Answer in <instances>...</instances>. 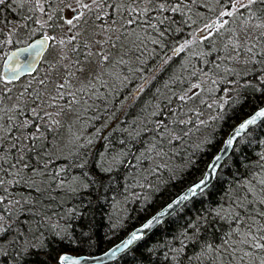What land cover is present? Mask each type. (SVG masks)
<instances>
[{
    "label": "snow or ice",
    "instance_id": "6c2138e0",
    "mask_svg": "<svg viewBox=\"0 0 264 264\" xmlns=\"http://www.w3.org/2000/svg\"><path fill=\"white\" fill-rule=\"evenodd\" d=\"M227 3L232 9H244L247 13L241 14L239 32L234 31L225 45L226 51L231 49L227 58L246 57L244 84L253 94L264 96V0H227ZM29 4L28 11L39 12L40 17L32 15L24 19L38 24L40 30L51 31L34 45L12 54L9 61L17 62L23 55L25 63L17 70L16 67L8 68V61H5L9 74H0V82L11 84L22 72L31 74L32 57L39 55L38 47L49 46L54 49V55L49 65L50 73L41 77L35 87L30 81L15 96L11 95V89L0 90V257H3V264H8L9 260L13 264H32L26 257L35 254V240L43 235L41 229L47 226L45 221L52 220L48 197L53 182L59 180L55 187L63 188L64 181L60 173L50 171L49 165L55 152L52 141L64 127L63 118L76 112L75 106L83 103V97L95 92L97 85L104 87L109 80L119 79L133 58L140 59L149 42L162 44V38L175 22L165 13L180 11V7L172 6L170 0H11V3L0 0V7L24 8ZM233 14L231 10L220 12L221 17ZM227 23L228 20H222L219 25L213 22L205 25V30L211 35L212 29L223 28ZM5 27L6 22L0 25V36ZM15 28L13 23L8 31L11 33ZM58 29L59 34L52 35ZM200 88V84L192 83L172 92L169 97L170 102L175 97L180 104L175 112L169 113L172 116L170 124L158 120V124L163 125L160 150L156 153L161 164L153 169L154 173L162 167L168 168L166 157L169 161L174 155L183 159L192 144V136L208 126L210 120L219 118V114L208 120L201 118L196 101L199 100L200 105L206 102L200 100L196 91ZM229 100H232L231 95L224 103ZM189 102H192L190 107ZM206 106L213 107L212 104ZM219 107L222 109L223 105ZM258 121L264 127V107L235 126L199 177L191 180L178 196L116 245L111 255L115 257L140 241L147 230L168 223L166 218L199 204L202 211L183 226L182 234L185 240L192 242L195 264H223L225 259L228 264L237 261L239 264H264V179L259 185L254 182L241 185L238 191L224 197L223 204L211 199L214 192L222 189L220 174L226 167L229 149L234 148V142L241 144L242 140L238 138L245 130L251 131L250 126L257 125ZM87 143L91 144V141ZM173 149L176 152H172ZM199 149L197 144L196 150ZM260 161L264 166V155ZM188 162L193 166L196 163L191 156ZM222 190L227 192V189ZM205 201L216 206L204 208ZM33 220L36 221L34 229ZM208 235L213 237L212 242L208 241ZM182 251L183 245L176 250V255ZM184 258L188 259L187 256ZM87 261L88 257L59 255L56 264H87ZM189 264H193V260L189 259Z\"/></svg>",
    "mask_w": 264,
    "mask_h": 264
},
{
    "label": "trees",
    "instance_id": "16d2710c",
    "mask_svg": "<svg viewBox=\"0 0 264 264\" xmlns=\"http://www.w3.org/2000/svg\"><path fill=\"white\" fill-rule=\"evenodd\" d=\"M170 3L174 7L178 5L180 11L165 13L175 22L170 25V29L162 38V44L154 45L149 42L140 59L133 58L128 68H124L119 80L117 79L125 86L129 85L127 96H130L152 74L154 77L151 78L148 86L132 99L123 113L118 107L122 99L118 95L102 96L97 102L99 113L93 111L90 104L86 108L88 119L83 120V125L88 132L100 128L106 142H91L80 147L75 153H66L58 157L53 154L52 160L58 159L59 162H51L49 168L52 167L53 172L55 168L62 169L58 173L64 181V187H55L59 180L53 182L48 197L51 200L48 211L52 213V220L45 221L47 226L41 229L43 235L35 240L36 247L33 249L35 254L26 257L32 261V264H56L58 256L65 253L75 256H95L105 252L122 240L130 230L142 224L180 194L191 180L198 178L207 163L217 154L229 131L242 119L264 106V96H260L259 93L253 94L244 84V77L247 74L244 63L246 57L230 60L227 57L231 49L225 50V45L232 37V35L225 36V33L228 30L234 32V27L240 23L241 14H247L245 10L233 11V16L225 18L231 23L225 28L211 31V35L207 32L208 38L199 40L195 35L199 28L216 19L221 11L233 10L227 0H195V3L192 0H170ZM4 37L5 34L2 38ZM191 41L198 49L194 57V65L182 67L184 61L181 56L173 57L172 52L176 48L183 49L186 43ZM1 45L0 47L6 51L10 48V45L6 48L5 43ZM187 61L189 62V58ZM226 69L232 71L226 72ZM202 74L210 77L208 84L215 90V96L228 94L232 96V100L225 103L222 109H216L215 112L220 114L219 118L209 121L208 134L203 140H198L196 135L192 136V144L183 159L178 155L172 156L171 159L176 162L173 169L162 167L155 173L152 170L149 174L152 178H145L147 191L142 200L129 203L126 214L116 218L112 211L114 202L121 200L126 190L132 188L133 175H128L122 164L115 168L110 167L103 153L111 150L112 146L109 144H113L112 141L115 140L122 141L113 148L114 155L127 153L126 157H135L143 152L149 151L150 154H155L159 151L162 137L157 140L158 134L151 130V125L158 124V120L170 124L172 116L169 113L175 112L180 104L175 97L171 102L169 101L170 94L166 85H170L172 81L175 92H178L181 88L190 86L193 81H199ZM121 91H127V88H122ZM159 96L163 98L158 102L157 107ZM153 108L154 120L151 125L147 124L145 132L136 138L126 137L124 134L112 138L114 133H119L115 128L120 129L122 122L127 124L128 117L134 121V118L148 115ZM107 120L108 123L102 124ZM250 130L239 138L242 143H235L226 157V167L221 172L220 179L222 189H227V192L222 189L217 190L211 197L212 201H220L223 204L224 197L238 191L241 185H247L249 182L259 185V181L264 179V166L260 161L261 155H264V127H261L259 122ZM52 144H55V140ZM197 144L200 145L199 150H196ZM164 148L167 150L168 146L165 145ZM172 152L176 150L173 149ZM189 156L196 161L194 166L189 164ZM157 159L155 167L161 164L160 158ZM167 160L169 159L166 157L165 161ZM209 206L216 205L215 203L209 205L205 201L204 208ZM198 211H202L199 204L195 208L189 206L175 217H169L168 223L159 225L131 251L106 264H181V261L183 264H189V259L195 264L192 242L185 240L182 234L183 226L190 219L195 218ZM31 225L34 229L36 221H31ZM217 234L220 235L219 228ZM212 240L213 237L208 235V241L212 242ZM182 245L184 251L177 256L176 250ZM185 256L188 259H185ZM0 264H3V257H0ZM8 264L13 262L9 260ZM223 264H228L227 259Z\"/></svg>",
    "mask_w": 264,
    "mask_h": 264
},
{
    "label": "rangeland",
    "instance_id": "374dc122",
    "mask_svg": "<svg viewBox=\"0 0 264 264\" xmlns=\"http://www.w3.org/2000/svg\"><path fill=\"white\" fill-rule=\"evenodd\" d=\"M236 9H233L231 11H235ZM225 11V10H224ZM217 17H220V14L217 15ZM226 18V17H225ZM201 19V15H200ZM227 20V19H224ZM27 20H24L23 25H20L15 32H12L10 34L11 41H13V44H24L27 42L32 36L35 35L37 32V26L36 24H32L31 22L29 24L26 23ZM207 22L206 25H208ZM231 23V22H229ZM227 23V24H229ZM27 26L25 27L24 25ZM227 24L224 25L223 28L227 26ZM36 27V28H35ZM239 27L240 23H237V25L234 27L235 32H239ZM205 28V25L202 26L201 28L198 29L197 33L195 34L199 40H204L205 36H209L206 33H203L201 35L202 29ZM44 30V29H43ZM216 29H212L211 31H215ZM59 34V31L53 32V35ZM233 31L228 30L225 33V36L227 35H232ZM4 52V49L0 50V62L2 59V54ZM198 53V49L193 46V42L191 43H186V46L177 51V52H172L173 57L179 58L181 56V59L184 61L182 64V67H185L186 65H189L193 67L194 65V57ZM54 55V49L50 47L46 55L44 56L43 62L41 63V67L39 68V71L37 72L36 76L33 78H25L20 80L19 82L16 83H11L4 85L2 82H0V90H3L4 92H7L8 89H11V95L15 96L18 94V92L22 91L31 81L32 86L35 87L37 85V82L41 77H44L46 73H50V68L49 65L52 63ZM187 58H189V62L187 61ZM1 68V64H0ZM125 68H128L125 67ZM124 70V69H123ZM154 77V75L148 76L142 84H140L136 90L131 93L130 96H119L121 101L118 103L119 104V110H122V113L125 112L127 109L129 103H131L132 99H135V97L145 89V86H148V84L151 81V78ZM210 77L207 74H202L200 76L199 81H193L192 83H198L201 85L200 89H197L196 91L200 94V100L205 101L206 103L204 105L199 104V100L196 101V103L199 105L200 110H201V118L208 120L210 117H218L219 112H215L217 108H220V105H225L224 101L227 100L228 94H220L215 96V90L210 88L209 80ZM119 80V79H118ZM117 79L114 80H109L107 85L104 87H101L100 85H97L95 92L89 94L88 96L83 97V103L80 105H76V112L69 113L64 119V127L60 129L59 131V136L55 140V144H52L53 147L55 148L54 155L56 157L65 155L66 153H75L79 150L80 147L74 146V145H87L88 141L90 140L91 142H106V139L103 138V133L100 128L97 129H92V131L88 132L86 129V126L83 125V120L88 119V116H86V108L90 104V107L93 111H96L99 113V104L97 103L98 100L102 98V96L106 97L108 95H119L121 92V88L118 87L121 85V83ZM171 84L168 85V92L170 96L172 95V92H175V88L173 87L172 81H170ZM160 83V82H159ZM191 83V84H192ZM162 89V85H159ZM163 88L165 86L163 85ZM171 89L172 91H169ZM126 92V91H124ZM167 92V88H166ZM157 100V107H158V102L163 98L162 96H159ZM157 99V98H155ZM91 100V102H90ZM7 103V101H5ZM192 102H189V107L191 106ZM207 104H212V108H208L206 105ZM156 107V108H157ZM154 108L152 111L149 112L148 115L145 117L139 116L137 119L134 118V121L131 120L130 117H128L127 124L125 122L121 125L120 129L115 128V130H118L119 133H114L115 135H112V138H116L117 135L123 136V134L126 137H131V138H136L139 134L145 132V127H147V124H152L154 120ZM109 119V118H108ZM110 119H112V116H110ZM109 120L103 121L102 124L108 123ZM198 123V122H197ZM162 128L161 124H155L151 125V130L157 132L158 138L157 140L161 139L160 135V129ZM113 133V132H112ZM208 134V128L203 127L201 128L200 132L196 134V137L198 140H203ZM160 138V139H159ZM122 140H115L112 141L113 144L111 145V150H108L106 153H103L104 159L107 162V164L115 168L122 164V166L125 167V169L128 171V175L131 174L133 175L132 177V188L126 190L125 195L122 197L121 200L115 201L113 205V212L115 217L120 218L123 217L128 208L129 203L133 202H140L142 200V197L145 195L147 191V182L146 179L149 177L150 179L152 178L149 174L152 172V170L155 168L156 160H158L156 153L155 154H150L149 151L143 152L138 156L135 157H126L127 153H122V154H113L114 147H117L120 145ZM109 143V142H108ZM111 155V157H110ZM125 155V156H124ZM125 157V158H124ZM61 158V157H60ZM52 162H59L58 159L52 160ZM161 162V161H159ZM158 162V163H159ZM168 162V167L170 169H173V167L176 165L175 160L171 159L170 161L167 160ZM62 169L60 167L55 168L54 172H60ZM50 171L53 172L52 167H50ZM135 173V175L133 174ZM145 180V181H144Z\"/></svg>",
    "mask_w": 264,
    "mask_h": 264
},
{
    "label": "water",
    "instance_id": "95a60500",
    "mask_svg": "<svg viewBox=\"0 0 264 264\" xmlns=\"http://www.w3.org/2000/svg\"><path fill=\"white\" fill-rule=\"evenodd\" d=\"M225 17H217L216 18V20L215 21H213V22H216V24H220V22L224 19ZM212 22V23H213ZM211 23V24H212ZM42 37H39V38H36V39H34V40H32V41H30L28 44H26V45H24V46H19V47H16V48H14V49H12L6 56H5V58H4V62H3V66H2V75H7V74H9L8 72H7V69H6V67H5V61H8V68H11V67H16L17 68V70H20V68H21V65H23L24 63H25V57L22 55V56H20L19 57V60L17 61V62H13V61H9V57H11L12 56V54L13 53H16V52H18V50L19 49H22V48H27L30 44H35L36 43V41L37 40H39V39H41ZM47 49H48V46H45L43 49H40L39 47L37 48V51L39 52V55H34L33 57H32V69L30 70V73L31 74H29V71H24V72H22L21 73V75H20V77H19V79L20 78H22V77H24V76H26V75H32L33 73H34V71L36 70V68L38 67V65H39V63L41 62V60H42V57H43V55H44V53L47 51ZM19 79H17V80H19ZM17 80H15V81H17ZM264 107V106H263ZM253 114V113H252ZM252 114H250V115H252ZM249 115V116H250ZM249 116H247V117H249ZM247 117H245V118H247ZM244 118V119H245ZM240 122H242V120L240 121ZM239 122V123H240ZM238 123V124H239ZM258 123H259V121H258ZM257 123V124H258ZM237 124V125H238ZM236 125V126H237ZM255 125H252V126H250V128H252V127H254ZM235 127V126H234ZM234 127L230 130V132L228 133V135L226 136V138H225V140L228 138V136H229V134L233 131V129H234ZM248 130H245V133L247 132ZM245 133H242V135H241V137L245 134ZM239 139V138H238ZM224 140V141H225ZM224 141H223V144H224ZM223 144L221 145V147L223 146ZM234 144H235V142H234ZM221 147H220V149H221ZM219 149V150H220ZM219 150H218V152H217V154L219 153ZM231 150L232 149H229V151H228V155H229V153L231 152ZM227 155V156H228ZM226 156V157H227ZM179 195V194H178ZM177 195V196H178ZM174 199V198H173ZM169 203V202H168ZM163 208V207H162ZM162 208H160L159 210H161ZM159 210H157L156 212H158ZM155 212V213H156ZM154 213V214H155ZM153 214V215H154ZM152 216V215H151ZM150 216V217H151ZM149 217V218H150ZM169 218V217H168ZM168 218H166V219H168ZM146 221V220H145ZM144 221V222H145ZM143 222V223H144ZM142 223V224H143ZM142 224H140V225H138V226H136L135 228H133L131 231H129L126 235H125V237L122 239V240H120L118 243H116L115 245H113L112 247H110L109 249H107L105 252H103V253H101V254H98V255H95V256H83V257H88V261H87V264H106V263H109V262H112V261H114V260H116V259H118V258H120L121 256H123V255H125L126 253H128L129 251H131L142 239H144L148 234H150L154 229H149V230H147V234L140 240V241H137L136 243H134L133 245H131L128 249H125L123 252H120V253H118L115 257H113L112 255H111V253H112V251L113 250H115V248H116V245H118V244H121L122 243V241L123 240H125L126 238H128V236H129V234L133 231V230H135L136 228H138V227H140ZM158 227V226H157ZM156 227V228H157ZM155 228V229H156ZM62 255H69V256H72V257H80V256H75V255H72V254H68V253H65V254H62Z\"/></svg>",
    "mask_w": 264,
    "mask_h": 264
},
{
    "label": "flooded vegetation",
    "instance_id": "af4514ba",
    "mask_svg": "<svg viewBox=\"0 0 264 264\" xmlns=\"http://www.w3.org/2000/svg\"><path fill=\"white\" fill-rule=\"evenodd\" d=\"M7 2L8 3H11V0H7ZM30 7H31L30 4L29 5H26L24 8H17L16 6H13V7H10V8L9 7H0V20H1L0 24L3 25L6 22L5 31L3 33V34H5V37L3 39L2 36H0V46H2L1 44H3V43H5L6 48H7V46L10 45V48L7 51L4 50V52L2 54L3 57H2L1 62H0L1 65L4 62L5 55L8 52H10L12 49L18 47V44L8 43L9 40L11 41V39H9L10 38V34L12 32H15L16 30H18L17 28L20 25H23L24 20H26V19H24V17H26V16H32V15H34L37 18L40 17V13L39 12H36V13L29 12L28 9ZM13 23L16 24V28L15 29H12V32L10 33L8 31V29L11 28V26H12ZM26 23L29 24L30 22L27 21ZM36 26H37V32L28 41H30V40L32 41V40H34L36 38L42 37L43 35L48 34V32L51 31L50 29H47V28L44 29V30H40L39 29V25L36 24ZM58 31H59V29H58ZM52 35H53V33H52ZM27 42H25V43H27ZM24 44H21V45H24ZM49 44H51V42H49ZM21 45H19V46H21ZM49 49H50V47H49ZM0 50H2L1 47H0ZM40 67H41V65L38 66L37 70L35 71V73L32 76L27 77V78H33V77H35L36 74H37V72L39 71V68ZM127 83H129V82H127ZM118 87H120L121 89L122 88H127V91L126 92H122L121 91L118 96L125 97V96L129 95V85H126L125 86L124 84L121 83V85H119Z\"/></svg>",
    "mask_w": 264,
    "mask_h": 264
},
{
    "label": "bare ground",
    "instance_id": "6f19581e",
    "mask_svg": "<svg viewBox=\"0 0 264 264\" xmlns=\"http://www.w3.org/2000/svg\"><path fill=\"white\" fill-rule=\"evenodd\" d=\"M35 28H36V27H35ZM41 63H42V62H40L39 65H41ZM262 107H263V106H262ZM224 109H225V108H224ZM257 110H258V109H257ZM219 115H220V114H219ZM222 116H223V115H222ZM222 116H221V117H222ZM211 125H213V124H211ZM209 129H210V128H209ZM148 235H149V234H148ZM148 235H147V236H148ZM147 236H146V237H147ZM142 240H143V239H142ZM142 240H141V241H142ZM141 241H140V242H141Z\"/></svg>",
    "mask_w": 264,
    "mask_h": 264
}]
</instances>
